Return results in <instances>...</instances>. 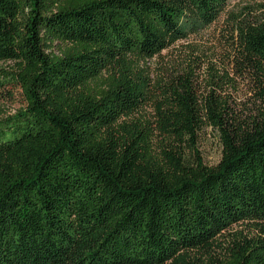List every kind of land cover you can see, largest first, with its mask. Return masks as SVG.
<instances>
[{"label": "trees", "instance_id": "trees-1", "mask_svg": "<svg viewBox=\"0 0 264 264\" xmlns=\"http://www.w3.org/2000/svg\"><path fill=\"white\" fill-rule=\"evenodd\" d=\"M226 4L0 0V86L24 100L0 119V264H264V17L224 39L252 113L200 92L194 58L142 67Z\"/></svg>", "mask_w": 264, "mask_h": 264}, {"label": "rangeland", "instance_id": "rangeland-1", "mask_svg": "<svg viewBox=\"0 0 264 264\" xmlns=\"http://www.w3.org/2000/svg\"><path fill=\"white\" fill-rule=\"evenodd\" d=\"M245 17H264V0H227L225 10L213 23L189 33L187 40L176 42L169 49L163 50L159 56L148 60L146 66L142 64V67L147 71V75L152 77L160 66L171 65L176 68L194 58V61H200L192 71L195 86L200 92L206 90L209 81H217L226 89L229 102L234 105L238 114L252 113L259 106L254 94V84L233 71L230 51L224 42L228 35H232L235 19ZM190 46L197 48L194 55ZM12 65L9 61L0 63V67L8 71L12 69ZM138 68L141 69V64ZM7 90L8 94L4 93ZM23 104V96L17 86H0V119L12 116ZM141 116L150 118V107L143 109ZM197 149L208 166L215 165L220 159L221 145L216 133L208 127L201 132Z\"/></svg>", "mask_w": 264, "mask_h": 264}]
</instances>
